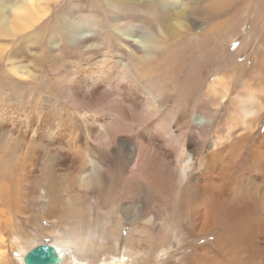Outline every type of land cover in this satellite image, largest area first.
<instances>
[{"label":"bare ground","instance_id":"6f19581e","mask_svg":"<svg viewBox=\"0 0 264 264\" xmlns=\"http://www.w3.org/2000/svg\"><path fill=\"white\" fill-rule=\"evenodd\" d=\"M52 1L58 0H0V40H8L0 42V93L7 90L12 95L10 105L0 103V262L12 264L7 260V236L17 238V252L24 258L34 249L17 237L22 235L19 215L29 220L28 211L47 204L43 212L33 211L55 225L54 220L63 219L64 195L72 203L78 198L88 202L90 198L80 194L86 190L96 191L95 198H109L113 184L109 170L120 173L135 162L132 194H142L137 184H142L139 188L144 193L154 188L164 198L178 193L179 209L188 225L200 234L218 226L216 241L230 251V264H252L250 246L257 235L264 242V187L247 173L240 174L237 165L242 162L244 170H256L264 161V144L247 147L262 119L264 124V59L259 66V94L249 90L252 80L242 74L235 73L232 81L215 78L209 84L204 53L212 52L210 61L216 66L214 39L221 23L198 27L196 18L215 19L224 9L221 0H88L93 15L85 17L79 2L72 0L77 10L58 15L56 24L49 25ZM31 34L36 37L32 39ZM191 40L195 54L190 61ZM29 45L41 51L32 53ZM62 46L79 53H71L77 69L72 70L74 61L59 51ZM4 59L6 69L1 66ZM30 65L37 69L35 73L28 70ZM46 65L59 89V102L52 86H40L41 78L47 77ZM234 85L242 86L244 92L236 95ZM228 102L227 122L241 125L242 134L230 143L231 135L222 150L211 154L203 183L190 174L195 151L204 147L220 107ZM80 121L85 141L77 127ZM17 124L23 128L14 127ZM146 127L151 133L143 131ZM189 131L195 144L187 154ZM83 144L92 150H81ZM230 148L234 152L228 163L219 154ZM176 150L186 153L184 158L172 159ZM218 179L221 186L214 183ZM228 186L232 196L225 190ZM152 190L144 198H151ZM146 201L145 206L123 208L131 222L151 221V215H156H147L151 201ZM43 230L53 239L47 245L54 249V264L93 255V243L87 239L78 235L57 238L56 229ZM67 248L74 250L72 259ZM200 256L199 252L195 261L184 258L187 264L189 260L201 264Z\"/></svg>","mask_w":264,"mask_h":264},{"label":"rangeland","instance_id":"374dc122","mask_svg":"<svg viewBox=\"0 0 264 264\" xmlns=\"http://www.w3.org/2000/svg\"><path fill=\"white\" fill-rule=\"evenodd\" d=\"M77 1L79 3H75L81 7L80 13L83 17L88 14L93 15V10H90L91 7L88 5V0ZM221 3H223L221 4V7H224V9L222 8L224 11L221 10L218 12L215 19L207 21L196 18L198 27H209L211 23H213L212 21H214V23H221L219 33L216 34L214 39L216 41L215 45L218 47V53L216 54V56H218L216 66L214 65L215 62L213 63L210 61L213 57L212 52L209 50L204 53L203 65L205 67L204 73L207 77L206 79L209 84L213 83L215 78L220 77L226 81H232L235 73L242 74L245 75L246 79L252 80V83L248 84L249 90L252 88L259 94L257 91H260L261 84L258 83V80L262 77L259 71V66L262 64L264 59V6H261L264 5V1L237 0L236 2L228 4L221 0ZM75 8L77 10V6L73 5L72 0H58L57 2L52 1L49 5V14L47 15L48 18L46 22L49 23V25H54L57 22L58 15H68L70 14L68 11H70V9L74 10ZM138 16L142 19L145 18L140 14ZM28 36L32 39L36 37L35 34ZM6 41L8 40H0V42ZM11 42L12 41L9 43L12 44ZM27 48L28 51L32 53H38L41 51L40 47H33L29 45ZM189 50L191 51L189 52ZM189 50L188 55L191 61L195 54L193 40H191ZM59 51L63 52V56L70 62H73L75 59L71 53L79 54L74 52L68 46H62ZM105 53L106 52L104 51V54ZM75 62L76 61L71 63L72 70L77 69V62ZM6 64L7 60L4 59V63L1 66L6 69ZM28 70L35 73L37 69L30 65ZM49 71L50 69L46 65L47 77L41 78L42 82L40 86L45 84L52 86L54 90L53 97H56L59 102L60 92L54 79V75H52L51 71ZM51 75L52 77H50ZM6 81L8 80L6 79ZM3 87L5 86H2L1 88ZM243 90L242 86L234 85L232 92L238 95L239 93L244 92ZM7 92L8 91L6 90L1 91L0 93V103L2 104V107H5V103L10 105L9 101L12 95L7 94ZM25 96L28 98L26 92ZM258 98L262 99V96H259ZM23 104H26V102H23ZM228 104L229 102L220 107L221 113H218L217 119L214 120V123L211 125L209 132L207 133L208 136L204 147L199 151V153L195 151L197 154L195 167L191 170L190 174L191 177L203 183H205V177L203 176L204 169L207 166L208 159L211 154L222 150L226 146L225 141L229 140L231 135L234 137L232 136L229 140L230 143L232 141L236 142L242 134L243 128H241V125L237 126L236 124L227 122L228 119L226 118H229ZM61 105L65 106L63 99L61 100ZM209 107L211 106L209 105ZM262 120L260 122V126L256 129V133L250 137L249 141L251 142L247 144V147L253 145V143H259L261 145L264 144V124ZM83 124V121H80L77 124V127L80 136L83 137V140L85 141V134L81 131ZM18 125L21 129L23 128L20 124H17L14 127ZM227 125L234 127V130ZM212 126L213 129H211ZM14 127H12V129ZM143 131L151 133V129L148 127H146ZM239 131H241V133H239ZM126 137H128V135H126ZM89 142L93 143L90 140ZM129 143L131 146H135L134 141L130 140ZM156 143L160 146V142L157 139ZM194 144L195 141L191 138L189 131L186 142L187 154H190ZM83 146L84 147L81 150H87V153H89V150H92L91 145L89 144H83ZM233 149L234 148H230L229 151L222 152L219 156L223 161L229 163L230 159L233 157ZM179 155L181 158H184L186 153L180 154L177 151V154L173 155L172 159L175 157L178 158ZM93 156L97 158L94 154ZM241 164L242 162L237 165V168L239 169L238 171H240L239 173H247L251 176L250 178L253 177V181L255 183L259 185L262 184L264 187V161L256 170L252 167H247L244 170V168H241ZM134 169L135 162L128 165L127 169L120 173H114L112 169L109 170L108 179L113 181L112 194L109 198L104 200H102V198H95L97 197L96 191L89 190L80 193L81 196L92 200H86L88 202H85L82 198H78L72 203L69 201L70 198L64 195L66 205L63 206L61 210V213L63 212V219L61 222L54 220L55 225H51L47 221H43V218L38 217L39 215L36 216L34 213V211L43 212L46 209L45 206H47V204L41 206V209L39 207H36V209L33 207L31 211H28L31 215V219L29 220L26 216L23 217V215H19L21 220L20 227L22 235L18 234L17 237L23 240L25 239L23 243L25 245H29V247L31 246V249L40 245L52 244L53 239H49L48 234H46L43 230L46 228L49 230L56 229L59 231L57 238H59V235H78L93 243V246H90L93 251V255L90 258L83 259L80 257L79 261L77 260L74 262L72 260V262H69L68 264H187L185 261L187 260L186 258H193L195 261L199 252L201 253V264H210V262H212V264H230V259L227 256L230 251L225 249L224 246L216 241V234L220 231L219 228H217L218 226H213V228L206 233L200 234L193 227H191V225H188V223L184 220V213L179 209V204L182 205V201H180V198L177 197L178 193L173 194L170 198H164L160 193L152 190L154 188H147V192L152 190L150 192L151 198H144V194L147 192L144 193L143 190L139 188L142 184H137V188L140 189L142 194H132L131 178L134 176ZM232 171L235 172L236 169H232ZM117 176L120 177L115 180L114 177ZM214 183L221 186L220 179L214 181ZM133 188H135L134 184ZM230 189L231 186L225 188V190L231 195ZM146 200L151 201V210H146L147 215L151 213H155L156 215H151V221L144 219L137 222H131L123 208H130L132 204L137 205V207H141L143 205L145 206V202H148ZM128 213L130 217H132L131 212ZM10 237L11 236H7V245L9 247L7 251V260L11 261L12 264H26L25 258L20 254V252H17L18 250L20 251L17 247L19 245H17V238ZM94 247L97 248V250ZM250 247L251 248L248 250L251 257L250 263L264 264V242L259 235L256 236L255 242ZM97 253H99V255L96 257ZM67 254L68 257L72 259L71 256L74 255V250L70 248L67 250ZM75 255L77 256L76 253ZM0 264L2 263L0 262ZM188 264L196 263L189 260Z\"/></svg>","mask_w":264,"mask_h":264},{"label":"water","instance_id":"95a60500","mask_svg":"<svg viewBox=\"0 0 264 264\" xmlns=\"http://www.w3.org/2000/svg\"><path fill=\"white\" fill-rule=\"evenodd\" d=\"M54 249L49 245L34 248L25 258L26 264H54Z\"/></svg>","mask_w":264,"mask_h":264}]
</instances>
